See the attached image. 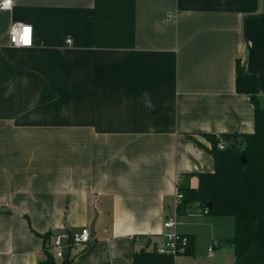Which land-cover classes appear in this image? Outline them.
Segmentation results:
<instances>
[{"label": "crops", "instance_id": "crops-1", "mask_svg": "<svg viewBox=\"0 0 264 264\" xmlns=\"http://www.w3.org/2000/svg\"><path fill=\"white\" fill-rule=\"evenodd\" d=\"M2 1L0 264H39L97 213L71 264H133L170 231L184 175L215 170L214 137L255 129L237 63L264 109V0ZM17 22L31 46L10 43ZM224 237L210 235L213 264L236 259Z\"/></svg>", "mask_w": 264, "mask_h": 264}, {"label": "trees", "instance_id": "trees-1", "mask_svg": "<svg viewBox=\"0 0 264 264\" xmlns=\"http://www.w3.org/2000/svg\"><path fill=\"white\" fill-rule=\"evenodd\" d=\"M236 86L239 92L251 95L255 129L245 134L221 135L230 143L226 149H219V139L214 137L210 152L215 160V170L197 173V186L190 184L192 174L184 175V180L177 185V191L183 194L177 212L186 214L193 206H198L202 212L213 216L234 217V234L227 239L235 250L233 264H264V109L257 97V77L250 75L239 61ZM243 149L248 159L246 164L241 160ZM187 236L189 244L185 254H194L195 237ZM157 244L153 248L136 250L133 264H175L176 256L159 253ZM51 246L46 250V259L39 264H71L69 255L59 259L51 253Z\"/></svg>", "mask_w": 264, "mask_h": 264}, {"label": "built area", "instance_id": "built-area-1", "mask_svg": "<svg viewBox=\"0 0 264 264\" xmlns=\"http://www.w3.org/2000/svg\"><path fill=\"white\" fill-rule=\"evenodd\" d=\"M13 5V0H3L1 7L9 9ZM10 43L14 47H27L31 46L33 42V27L17 22L11 26L10 32ZM70 43L71 40L67 39ZM229 141L224 137H219L218 148L226 149L229 146ZM183 198L182 193H176L177 201H181ZM178 212L176 211L169 213L164 218V227L170 229L169 232L165 233L161 242L157 244V251L161 254H171L177 256L179 254H185L188 248L189 239L186 234L179 233L176 230ZM92 240L91 230L89 227H84L78 232L74 233H62L52 237V248L54 255L62 259L65 253L70 247H77L79 245L89 243ZM210 250H212L210 248Z\"/></svg>", "mask_w": 264, "mask_h": 264}, {"label": "rangeland", "instance_id": "rangeland-1", "mask_svg": "<svg viewBox=\"0 0 264 264\" xmlns=\"http://www.w3.org/2000/svg\"><path fill=\"white\" fill-rule=\"evenodd\" d=\"M178 216L179 220L183 219V223H181L179 227L181 228L180 232H190L196 235V254L195 256L179 254L176 256L175 263L178 264V262L181 261L182 264H188V261L191 259L194 264H213L214 261L209 258L208 254V248L214 246L213 243L208 242L210 240V235L213 232H221L223 236L229 238L228 235L235 230L233 217L213 216L209 214H179ZM223 247L224 248L221 247L220 250H217L221 253L222 259L228 257L230 253L231 256H233V253L235 254L233 248H229L227 245Z\"/></svg>", "mask_w": 264, "mask_h": 264}, {"label": "water", "instance_id": "water-1", "mask_svg": "<svg viewBox=\"0 0 264 264\" xmlns=\"http://www.w3.org/2000/svg\"><path fill=\"white\" fill-rule=\"evenodd\" d=\"M241 160H242V163H243V164L248 163V159H247L246 152H245L244 149L241 151ZM97 217H98V213H97ZM97 217L94 219V221L92 222V225H91V227H90V230H91V237H92V238L95 236V226H96V220H97Z\"/></svg>", "mask_w": 264, "mask_h": 264}]
</instances>
